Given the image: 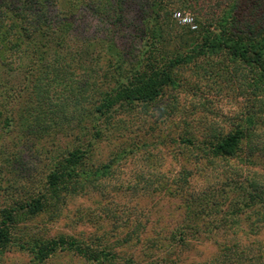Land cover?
Segmentation results:
<instances>
[{"label": "rangeland", "instance_id": "1", "mask_svg": "<svg viewBox=\"0 0 264 264\" xmlns=\"http://www.w3.org/2000/svg\"><path fill=\"white\" fill-rule=\"evenodd\" d=\"M175 13L192 18L196 27L181 24ZM169 19L173 27L160 23L148 29L165 40L178 35L182 45L158 46L152 65L161 67V55L175 46L192 58L173 70V82L154 101L116 104L106 115L95 109L118 82L110 72L103 78L108 57L62 63L12 51L4 56L0 201L40 189L70 152L81 149L85 158L78 176L59 191L63 201L56 209L17 216L0 264H107L70 251H57L44 262L35 259L34 241L60 237L112 252L116 264L158 257L166 264H264V206L235 202L242 193L233 188L240 178H264V72L221 49L205 48V34L213 29L194 13L177 9ZM150 35L136 44L141 60ZM50 60L54 67L47 69ZM232 125L247 127L236 155L207 158L209 139Z\"/></svg>", "mask_w": 264, "mask_h": 264}, {"label": "trees", "instance_id": "2", "mask_svg": "<svg viewBox=\"0 0 264 264\" xmlns=\"http://www.w3.org/2000/svg\"><path fill=\"white\" fill-rule=\"evenodd\" d=\"M177 9L194 13L199 23L213 29L205 34V48L221 49L238 63L255 64L264 72V0H0V65L10 51L17 57L23 54L38 61L54 59L62 63L68 59L72 63L89 59L99 63L108 57L103 78L107 81L110 72L118 76V82L104 92L96 113L106 115L116 104L151 102L173 82V70L192 58L183 47L175 46L170 55H161L165 57L161 67L152 65L154 52L163 44L176 41L182 45L178 35L165 40L154 28L148 29L160 23L173 27L169 18ZM147 30L153 41L146 52L149 56L141 60L142 54L136 56L134 50ZM35 66L32 64L28 71H36ZM53 67L50 60L47 69ZM246 130L243 125H232L225 134L210 138L203 154L210 159L232 158L244 142ZM84 158L81 149L70 152L46 175L40 189L28 191L19 199L0 201V251L12 242L18 215L38 216L61 204L59 191L78 176L77 167ZM234 187L242 193L235 202L250 200L257 209L264 206V178H240L234 181ZM33 244L30 250L39 262L47 261L57 251H70L85 261L116 264L114 253L72 237L36 240ZM143 264L166 263L164 257H158Z\"/></svg>", "mask_w": 264, "mask_h": 264}, {"label": "built area", "instance_id": "3", "mask_svg": "<svg viewBox=\"0 0 264 264\" xmlns=\"http://www.w3.org/2000/svg\"><path fill=\"white\" fill-rule=\"evenodd\" d=\"M178 21L181 24H188V25H192V28H195L196 26L193 25V19L189 18V17H182L180 13H175L174 15Z\"/></svg>", "mask_w": 264, "mask_h": 264}]
</instances>
